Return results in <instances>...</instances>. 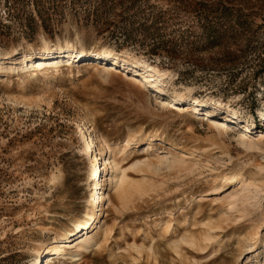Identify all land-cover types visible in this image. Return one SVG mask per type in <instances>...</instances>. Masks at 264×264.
Returning <instances> with one entry per match:
<instances>
[{"label":"rangeland","instance_id":"obj_1","mask_svg":"<svg viewBox=\"0 0 264 264\" xmlns=\"http://www.w3.org/2000/svg\"><path fill=\"white\" fill-rule=\"evenodd\" d=\"M48 50L149 67L161 93L108 60L29 67ZM7 55L0 264H36L46 241L47 264H264V0H0ZM85 128L123 175L100 208ZM91 213L95 243L77 258L56 253Z\"/></svg>","mask_w":264,"mask_h":264},{"label":"bare ground","instance_id":"obj_2","mask_svg":"<svg viewBox=\"0 0 264 264\" xmlns=\"http://www.w3.org/2000/svg\"><path fill=\"white\" fill-rule=\"evenodd\" d=\"M47 56L42 57L40 59L34 60L30 62L29 67L30 68H42L44 65H52V66H57L60 65L64 62L68 63L69 59L72 58H77V61H80L82 58L85 57V59H92V58H97L101 61L108 60L111 63H109V69H117L120 72H130L131 76L134 78V85H144L146 88H148L150 91L154 93H161V90L158 88V85L156 82L161 81L163 78V74H154L157 77V80H150L148 77L153 71L149 67H143L141 69L138 68L137 65L123 61L121 64L118 61L117 56H112L108 53H96L92 52L90 54H85L83 52H76L75 55L72 54H67L65 56H62L61 59H58L56 57V52L54 50H48ZM10 55H7L4 58H0V64H5L7 63L6 58H9ZM52 56V57H51ZM66 60H63L65 59ZM72 61H74L72 59ZM117 66V67H113ZM138 71V72H137ZM146 74L142 78L134 77L136 75H140V73ZM132 78V77H131ZM172 101L174 102V105H180L183 103L184 99L182 97H173ZM201 103L197 100H193L192 103V111L193 113H198L199 109L198 106ZM202 105V104H201ZM205 112L202 113L204 116H210V113L208 110H203ZM235 124H240L244 125V127H247L246 124H243L241 122L238 123H233L232 125ZM248 128V127H247ZM246 129V128H245ZM259 139L262 138L263 134L260 132L259 133ZM83 139V149L82 152L84 155L88 156L90 158L89 161V176H90V185L92 188L90 189L91 195H90V205L92 208H100L101 207V199H103L104 196H108V190H115L118 193L122 192L121 187L123 183V175L120 174L119 167L117 162L111 157V155L108 154L109 147L107 145L104 146V149L101 150L99 153H95V141L88 130V128H85V134L82 137ZM251 146V145H248ZM104 162L105 167L102 169V163ZM103 164V165H104ZM243 174L238 173V174H233L228 177V184H237L240 183L243 179ZM61 179V176L59 177ZM97 186H99L97 188ZM228 187L227 185L215 187L211 189V194H221L227 191ZM103 190V191H101ZM117 193V194H118ZM110 198V197H109ZM107 198V199H109ZM95 213H91L88 215L87 221L81 225L76 227L75 231L70 232V238L71 240H65L67 242L66 248L60 249V248H55L56 253H60L61 256H67L70 255L73 258L80 257L83 255L84 252H87L88 249L95 243V235L90 233V231L93 229V225L95 224L96 221ZM98 226V225H97ZM63 238V236L61 237ZM65 239V237L63 238ZM77 240L76 243H74V240ZM47 242V241H46ZM42 242L41 246L43 248L42 252L36 250V257L35 263L36 264H47L51 261V251L47 243ZM44 255L45 261L43 262L40 260L39 256L42 254ZM42 261V263H41Z\"/></svg>","mask_w":264,"mask_h":264}]
</instances>
